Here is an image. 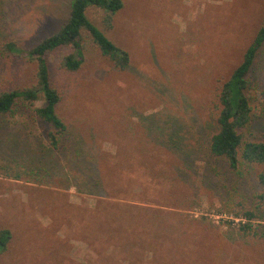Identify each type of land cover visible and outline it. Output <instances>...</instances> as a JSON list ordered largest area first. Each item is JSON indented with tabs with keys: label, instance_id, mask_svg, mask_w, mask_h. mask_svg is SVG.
<instances>
[{
	"label": "rangeland",
	"instance_id": "374dc122",
	"mask_svg": "<svg viewBox=\"0 0 264 264\" xmlns=\"http://www.w3.org/2000/svg\"><path fill=\"white\" fill-rule=\"evenodd\" d=\"M122 1L110 29L101 9L90 7L86 15L128 51L126 70L90 43L76 72L58 67L69 48L49 55L63 92L59 114L71 137L84 141L79 163L63 166L40 122L17 115L0 124V228L11 231L0 264H264V207L247 232L239 230L245 218L229 211L253 208L256 171L243 164L233 170L209 152L214 130L207 112L214 80L231 72L253 40L264 0ZM71 2L0 0V39L36 44L67 18ZM0 74L10 84L36 83L34 63L19 56L1 57ZM248 77L261 116L244 129V139L264 140V44ZM96 174L120 192L97 186ZM170 178L176 183L167 190L163 179ZM99 195L122 201L126 217L138 207L165 208L159 203L167 197L189 220L209 226L186 235L176 223H138L152 233L131 243L125 223L122 244L112 246L108 224L97 227L91 218ZM162 225L166 238L157 231ZM172 246L180 250L168 251Z\"/></svg>",
	"mask_w": 264,
	"mask_h": 264
},
{
	"label": "trees",
	"instance_id": "16d2710c",
	"mask_svg": "<svg viewBox=\"0 0 264 264\" xmlns=\"http://www.w3.org/2000/svg\"><path fill=\"white\" fill-rule=\"evenodd\" d=\"M90 7L99 8L103 12V25L110 29L117 13L123 9L122 0H72L69 14L60 26L51 34L40 39L32 46H21L14 40L0 39V58L8 55L19 56L35 65V85L24 86L10 84L2 80L0 74V124L8 123L15 116L25 117L32 122H40L48 127L44 139L51 150L63 154V166L71 168L78 164V160L84 154L82 139L70 132L68 125L59 114L63 92L53 81L50 73L49 55L55 50L66 47L70 51L64 54L58 63L60 70L64 72H76L83 60V50L92 44L99 54L113 67L126 70L130 66V56L126 49L113 43L103 31L93 24L86 15ZM88 36V40L85 37ZM90 43V44H89ZM264 44V14L260 26L243 53L240 62L227 76L217 77L209 92L208 116L213 132L209 137L208 150L218 157L227 159L228 165L233 170L243 164L253 167L256 171L255 180L258 191L253 195L254 206L252 209H240L233 211L235 215L245 218L240 231L247 232L251 229V221L255 217V210L264 207V140L244 139V129L260 119V107L252 100L251 81L249 73L253 67L256 55ZM41 100L42 104L37 105ZM86 151V149H85ZM97 186L107 191L108 186L113 185L115 193H119L121 187L115 182L105 181L103 177L93 176ZM116 180L117 174L113 175ZM170 178L163 179L165 189L169 190L175 185ZM143 184V182H141ZM115 185V186H114ZM164 189V190H165ZM105 195H99L92 210V220L97 227L105 228L110 237L116 238L112 246L122 244L120 230L127 223L131 243L136 242L140 233L144 237L150 236L152 230L140 227L138 223H176L174 226L180 231L191 234V229H207L208 224L202 219L189 220L183 207H176L169 202L167 197L159 204L163 207L147 208L138 207V211L129 212L126 217L123 202L120 200L107 201ZM147 203V202H145ZM147 205V204H146ZM108 206V207H107ZM144 209V210H143ZM85 217L82 216V223ZM167 225L158 227L159 234L166 238L168 235L161 231ZM156 228V227H155ZM95 233L93 236H97ZM11 240V231L8 228H0V255L7 249ZM137 243V242H136ZM162 245V239L157 241ZM164 246V245H163ZM164 251L166 248H161ZM168 251L176 252L180 249L168 247ZM173 252V253H174Z\"/></svg>",
	"mask_w": 264,
	"mask_h": 264
},
{
	"label": "built area",
	"instance_id": "2783aa9c",
	"mask_svg": "<svg viewBox=\"0 0 264 264\" xmlns=\"http://www.w3.org/2000/svg\"><path fill=\"white\" fill-rule=\"evenodd\" d=\"M236 220H239L238 218H236ZM243 220V219H242ZM241 222H243V221H241Z\"/></svg>",
	"mask_w": 264,
	"mask_h": 264
}]
</instances>
